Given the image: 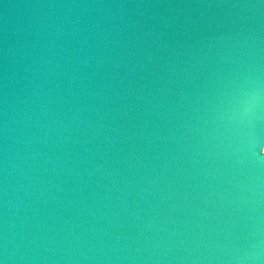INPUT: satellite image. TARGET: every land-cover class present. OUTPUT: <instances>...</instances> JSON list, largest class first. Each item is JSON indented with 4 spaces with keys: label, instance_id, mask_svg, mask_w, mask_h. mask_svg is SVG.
Segmentation results:
<instances>
[{
    "label": "water",
    "instance_id": "obj_1",
    "mask_svg": "<svg viewBox=\"0 0 264 264\" xmlns=\"http://www.w3.org/2000/svg\"><path fill=\"white\" fill-rule=\"evenodd\" d=\"M264 0H0V264H264Z\"/></svg>",
    "mask_w": 264,
    "mask_h": 264
},
{
    "label": "snow or ice",
    "instance_id": "obj_2",
    "mask_svg": "<svg viewBox=\"0 0 264 264\" xmlns=\"http://www.w3.org/2000/svg\"><path fill=\"white\" fill-rule=\"evenodd\" d=\"M259 146H260V151L261 148L264 147V132H262L261 136H260V140L258 141ZM262 155H264V153L261 152Z\"/></svg>",
    "mask_w": 264,
    "mask_h": 264
}]
</instances>
